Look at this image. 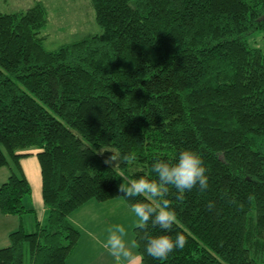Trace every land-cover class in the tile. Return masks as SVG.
<instances>
[{
    "label": "trees",
    "instance_id": "obj_1",
    "mask_svg": "<svg viewBox=\"0 0 264 264\" xmlns=\"http://www.w3.org/2000/svg\"><path fill=\"white\" fill-rule=\"evenodd\" d=\"M100 32L46 49L42 3L0 12V214L31 211L19 159L34 148L45 222L21 224L0 247V264H67L78 238L68 214L89 199L119 197L118 185L155 179L156 159L198 152L208 189L170 187L169 233L187 244L166 260L137 264H264V0H89ZM263 33V45L247 37ZM113 150L134 159L113 169ZM26 151V152H25ZM116 163V162H115ZM115 163H113L115 165ZM216 207L207 211L205 205ZM149 235H159L148 226Z\"/></svg>",
    "mask_w": 264,
    "mask_h": 264
},
{
    "label": "rangeland",
    "instance_id": "obj_2",
    "mask_svg": "<svg viewBox=\"0 0 264 264\" xmlns=\"http://www.w3.org/2000/svg\"><path fill=\"white\" fill-rule=\"evenodd\" d=\"M36 1L43 4L46 13V22L37 34L41 37L43 46L46 49H52L72 39L100 32L94 21L93 10L89 0H0V12L21 11L32 6ZM262 36V32L254 33L247 37V44L251 46L263 45ZM0 149L6 155V159L9 160L1 146ZM28 150L35 152L34 148H29ZM32 159L35 163L33 172L36 186L34 185L33 172L31 170L30 183H28L30 184L31 192L28 196L22 198L23 206L31 209L30 212L21 215L22 226L26 231H31L35 219H40V223L43 224L46 217V210L40 198L38 165L36 158ZM8 174V168L1 166L0 183L6 179ZM41 207L44 212H41ZM76 210H73L67 216L69 222L78 231L76 243L67 257L69 264H116L115 259L103 246L107 237L106 229L112 224H123L128 232L126 240L131 245L134 242L132 228L136 226V217L132 213L130 206L121 198L116 197L105 201L89 199L81 205V208ZM5 241L8 243L7 238L4 240L0 237V247ZM132 251L133 259L125 261L123 264L138 263L139 254L136 246ZM23 264H28L26 246H24Z\"/></svg>",
    "mask_w": 264,
    "mask_h": 264
},
{
    "label": "clouds",
    "instance_id": "obj_3",
    "mask_svg": "<svg viewBox=\"0 0 264 264\" xmlns=\"http://www.w3.org/2000/svg\"><path fill=\"white\" fill-rule=\"evenodd\" d=\"M99 154L111 152L112 155L104 160V163L118 167L134 159L130 154L121 156L113 150L100 148ZM113 162H116L115 165ZM152 171L156 174L155 179L140 176L118 185V192L131 200L136 197H143V200L130 205L131 211L136 217V227L144 230L145 246L144 251L153 259L166 260L170 253L183 249L187 244V237L182 232H176L175 238L171 233L177 223V213L167 196L170 187L174 188L178 195L177 200L183 201L184 193L191 192L194 188L203 193L209 187L207 169L201 155L191 149H183L178 153L175 161L156 159L152 163ZM216 207L214 201H208L205 205L207 211ZM158 227L161 230L159 235H149L148 226ZM107 237L104 248L115 259L116 264H123L133 259L135 242L129 244L126 240L128 232L123 224H112L107 229Z\"/></svg>",
    "mask_w": 264,
    "mask_h": 264
},
{
    "label": "crops",
    "instance_id": "obj_4",
    "mask_svg": "<svg viewBox=\"0 0 264 264\" xmlns=\"http://www.w3.org/2000/svg\"><path fill=\"white\" fill-rule=\"evenodd\" d=\"M26 152V151H25ZM28 152V154L27 155H25V156H22V157H20V159H19V164H20V168H21V170H22V173H23V175H24V177H25V179H26V181L28 182V183H30L29 182V177H31V174H30V171L32 170V172H33V169H34V167H35V163H34V161H33V159L32 158H34L35 156H34V152H32V151H27ZM36 158V157H35ZM37 161V160H36ZM37 165H38V163H37ZM38 174H39V169H38ZM33 181H34V185L36 186V179H35V175H34V172H33ZM30 185V184H29ZM39 185H40V175H39ZM30 187V186H29ZM30 192H31V187H30ZM41 198V197H40ZM85 203V202H84ZM83 203V204H84ZM25 207V206H24ZM44 207V206H43ZM45 208V207H44ZM79 208H81V205L78 207V208H76L77 210L79 209ZM40 209V208H39ZM75 209V210H76ZM41 212H44V209H42V207H41ZM76 210V211H77ZM75 211V212H76ZM30 212V211H29ZM73 212V211H72ZM26 213H28V211L27 212H25L24 214H26ZM69 219V218H68ZM38 222V223H40V219L39 220H36L35 219V222ZM69 221V220H68ZM22 222H23V220H22V217L20 216V217H18V216H16V215H1L0 214V237H2L4 240L7 238V234H8V232H10V231H13V230H15L16 229V227L18 226V224H21V226H22ZM35 222H34V224H35ZM34 224H33V228H34ZM41 224V223H40ZM75 227V226H74ZM22 228H23V226H22ZM32 228V229H33ZM76 228V227H75ZM24 229V228H23ZM31 229V230H32ZM77 229V228H76ZM26 231V230H25ZM7 244V242L5 241L3 244H2V246H5ZM68 259V258H67ZM66 259V263L67 264H69V260H67ZM137 264V263H136Z\"/></svg>",
    "mask_w": 264,
    "mask_h": 264
}]
</instances>
